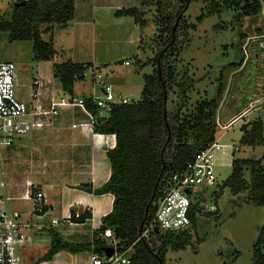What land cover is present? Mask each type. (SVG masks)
Here are the masks:
<instances>
[{
    "label": "trees",
    "instance_id": "obj_1",
    "mask_svg": "<svg viewBox=\"0 0 264 264\" xmlns=\"http://www.w3.org/2000/svg\"><path fill=\"white\" fill-rule=\"evenodd\" d=\"M213 11L221 9L241 10L243 15H257L262 12L260 0H206ZM191 0H142L140 7L123 8L117 16H130L144 26L146 8L156 5V21L159 25L160 45L154 62L157 72L145 75V84L140 99L129 104L118 105L106 118L95 122V131L114 134L116 146L106 152L110 162L111 176L101 187L80 186L88 192L111 193L114 196L112 211L102 218L101 232L109 228L114 233L117 251L131 258L130 264H164L167 248H184L191 240V229L196 227L197 204L191 206L192 227L181 232L154 231L148 238L142 237L146 223L155 215V205L161 190L171 176L182 171L197 152L209 147L217 139V112L223 99L224 87L220 85L214 99L198 102L190 112H183L189 98L187 91L194 80L174 70L169 58L180 55V49L188 37L187 31H180L185 23V12ZM76 0H18L10 20L0 18V33L8 32L11 41L31 40L34 58L51 61L56 56L53 39L42 38L41 26L62 27L74 18ZM177 24L176 28L174 26ZM186 25V24H184ZM49 30V28H48ZM264 34V25L258 29ZM183 36V42L179 38ZM244 37V36H243ZM92 64L71 60L54 64V75L64 92L74 93L77 81L85 78ZM173 87L179 88L181 102L170 112L168 94ZM88 108L95 111L93 102ZM241 142L257 145L264 139V125L261 120L242 127ZM232 174L220 186V191L229 187L235 194L248 190L250 201L264 205V160L234 158ZM251 169V180L245 178V169ZM91 217L87 212L77 221L84 222ZM174 236L175 241L166 239ZM165 235L164 237H162ZM52 243L42 261H51L60 252L70 254L92 251L103 255L108 247L105 238L98 236L89 243H76L51 231ZM160 239L161 244L156 241ZM253 264H264V226L253 251Z\"/></svg>",
    "mask_w": 264,
    "mask_h": 264
},
{
    "label": "rangeland",
    "instance_id": "obj_2",
    "mask_svg": "<svg viewBox=\"0 0 264 264\" xmlns=\"http://www.w3.org/2000/svg\"><path fill=\"white\" fill-rule=\"evenodd\" d=\"M17 1L0 0V18L10 20ZM208 4L210 2L206 0H191L185 12V23L180 27L181 32L187 31L188 40L185 39L180 55L170 57L169 63L180 76L185 75L194 80L193 87L187 91L189 100L182 110L185 113L190 112L201 100L216 98L223 84L224 94L218 110H222V116L217 112V118L219 120L221 117L222 123L226 124L237 116L239 100L234 96L239 88L235 86L230 91L232 70L240 66L244 58L242 45L246 39L258 37V29L264 25V12L262 10L257 15H243L241 10L233 8L212 12ZM156 15V5H151L146 8V24L132 29V17H114L105 13L101 19L96 18V24L88 23L80 33L76 32L78 36L68 26L55 24L50 28L49 25H42V38L45 41L53 39L56 49V56L51 61L34 58L31 40L11 41L8 32H1L0 61L15 63L19 82L28 83L35 75H43L55 82V63L68 60L91 63L95 59L101 60L99 63H102L104 77L118 90L137 101L145 84V75L157 72L158 68L154 62L161 49L155 43L159 34ZM80 35L85 37L82 41ZM179 40L183 42L184 37L181 36ZM253 51L254 48H251ZM105 64L107 66H103ZM251 64L249 69L254 67ZM259 75L262 80V72ZM76 86L78 93L83 88L100 91V86L93 82L91 70L87 71L83 80L77 81ZM20 93L21 88L18 96ZM178 93L179 88L173 87L168 94L167 107L170 112L184 102ZM256 120H261L264 125V106L253 109L251 114L226 130L218 125L217 134L221 137V144H231L240 149L235 152L234 158L264 160V139L257 145L241 142L242 125ZM28 142V138L23 136L16 137L11 145L0 146L6 183L10 176L15 177L17 183L21 182L19 176L23 170H15L13 163H18L23 155L19 145L24 146ZM232 171L231 165L216 167L218 184L192 192L190 198L193 204H197L199 212L196 215V227L190 231L191 240L184 248H167L164 264H253L254 246L264 226V205L250 201L248 190L235 194L231 188L226 187L220 191L221 184ZM245 178L250 182V168L245 169ZM166 239L175 241L174 236L169 234ZM156 241L161 244L160 239Z\"/></svg>",
    "mask_w": 264,
    "mask_h": 264
},
{
    "label": "crops",
    "instance_id": "obj_3",
    "mask_svg": "<svg viewBox=\"0 0 264 264\" xmlns=\"http://www.w3.org/2000/svg\"><path fill=\"white\" fill-rule=\"evenodd\" d=\"M141 1L76 0L74 18L65 27H70L71 31L77 35L76 32L80 33L84 30L88 23L96 24V18L101 19L102 14L108 13L117 17L115 14L117 10L140 7ZM137 26L138 24L134 21L132 29ZM80 38L82 41L85 37L80 35ZM95 60L83 64H92V68L102 73V63H99L102 61ZM98 63L100 65H97ZM40 76L48 79L43 75ZM56 79L55 82L48 80L54 83L58 92H64L60 81ZM107 82L112 83L109 80ZM113 86L116 92L124 94L114 84ZM95 93L100 94L99 89L83 88L78 93L75 85L73 94L91 96ZM252 111L246 115L251 114ZM218 112L222 116V110ZM236 117L234 116L226 124L222 123L220 117V122L226 125L224 130L241 119ZM86 122H88V116L82 109L74 107L64 110L53 126L31 132L24 136L29 142L24 146L19 145L23 155L18 163H13V168L23 170L22 175L19 176L21 182L17 183L15 177L10 176L6 183V191L11 197L9 206L21 214L20 222L31 226L24 230L25 242L21 248L22 258L26 264H92L91 250L77 254L60 252L51 261L41 260L51 246V231L58 232L72 242H93L98 234L102 237V218L113 208V194H97L80 187L90 185L95 189L108 181L111 168L106 152L116 146L114 134L96 132L89 126L72 127L73 124ZM252 122L244 123L242 127ZM96 133L101 134V137L95 136ZM220 138L217 134L216 140L220 142ZM236 147L238 148V146L233 148L225 146L222 152L217 153V167L232 166L234 154L240 150L239 148L236 150ZM30 188L34 192L41 191L46 196L45 213L41 217L33 212L32 201L26 197V192ZM87 212L91 213L90 218L84 222L76 220ZM53 219H58L62 224H52ZM36 224H43L44 227L38 229ZM110 241V239L106 240L108 246Z\"/></svg>",
    "mask_w": 264,
    "mask_h": 264
},
{
    "label": "built area",
    "instance_id": "obj_4",
    "mask_svg": "<svg viewBox=\"0 0 264 264\" xmlns=\"http://www.w3.org/2000/svg\"><path fill=\"white\" fill-rule=\"evenodd\" d=\"M261 40H264V34L246 39L242 45L244 61L252 54L251 48L254 45H259L258 51L264 47V41ZM125 64L128 65L129 62L126 61ZM88 70L92 72L93 82L100 86V94L79 96L58 92L51 80L40 75L33 76L28 83H20L16 64L11 61H0V146L11 145L16 137L27 136L35 130L53 126L64 110L74 107L85 112L88 122L73 124L72 127L89 126L95 131V122L98 119L106 118L118 105L135 101L128 94L116 92L113 84L107 82L102 73L92 67ZM20 88L21 93L18 96ZM263 93L264 91L260 89L236 118H243L249 111L264 106ZM89 102L94 103L95 111L88 108ZM219 120L217 119L218 125L221 129H225L226 125ZM95 136L101 137V134L96 133ZM225 146L233 148L232 145L221 144L215 140L209 147L197 152L182 171L171 176L162 188L158 200L154 202L155 215L146 223L142 237L148 238L157 229L162 232H181L192 227L190 214L193 202L190 195L197 189L218 184L215 172L216 157ZM26 197L32 201L33 212L41 217L45 213V194L41 191L34 192L30 188L26 192ZM10 200L0 156V264H26L22 258L21 248L25 242L24 230L31 226L20 222L21 214L9 206ZM52 224H62V222L53 219ZM36 227L42 229L44 225L36 224ZM102 237L111 240L109 246L115 248V253L108 257L105 253L100 255L92 252V264L131 263V258L126 253L117 251L111 229H105Z\"/></svg>",
    "mask_w": 264,
    "mask_h": 264
},
{
    "label": "water",
    "instance_id": "obj_5",
    "mask_svg": "<svg viewBox=\"0 0 264 264\" xmlns=\"http://www.w3.org/2000/svg\"><path fill=\"white\" fill-rule=\"evenodd\" d=\"M177 24L174 26V29L176 28ZM260 55H262V62H256L254 64V67L250 69L246 73V79L241 80L238 84V88H240L243 92V94L240 96L238 100V104L236 106V111L237 115L242 111V109L247 105L248 102L252 101L253 97L255 96L256 93L259 92L257 90L255 92L256 86H258V81L260 80L259 73L262 72V82L264 83V47H262L259 51ZM264 91V85L263 88H261ZM159 232V230H156ZM104 253L106 256H112L115 253V248L114 247H105L103 249Z\"/></svg>",
    "mask_w": 264,
    "mask_h": 264
},
{
    "label": "flooded vegetation",
    "instance_id": "obj_6",
    "mask_svg": "<svg viewBox=\"0 0 264 264\" xmlns=\"http://www.w3.org/2000/svg\"><path fill=\"white\" fill-rule=\"evenodd\" d=\"M260 3L262 5V10L264 12V0H260ZM254 50L253 52H251L252 54L249 55L248 59L244 61V58L241 61L240 66H238L237 68H235L234 70H232L231 73V78H230V91L236 86L238 87V84L241 80L246 79V73L251 69H249L250 64L251 67L254 66V64L256 62L261 61L262 62V57L258 51V49L256 48V45L253 46ZM264 83L262 82L261 78L258 81V86H256L255 88V92L257 90H260L261 88H263ZM243 94L242 90L239 88V92H235L234 96L237 98H240V96ZM239 103V102H238Z\"/></svg>",
    "mask_w": 264,
    "mask_h": 264
}]
</instances>
